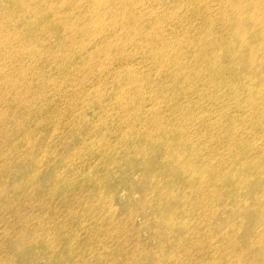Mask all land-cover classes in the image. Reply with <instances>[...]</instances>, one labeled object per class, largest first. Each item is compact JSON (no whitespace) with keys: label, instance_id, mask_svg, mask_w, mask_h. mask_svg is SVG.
Returning a JSON list of instances; mask_svg holds the SVG:
<instances>
[{"label":"rangeland","instance_id":"rangeland-1","mask_svg":"<svg viewBox=\"0 0 264 264\" xmlns=\"http://www.w3.org/2000/svg\"><path fill=\"white\" fill-rule=\"evenodd\" d=\"M126 1L138 3L142 16L140 24L145 33L133 35L128 42L124 38L126 29L104 24L101 33L112 37L101 43L96 35L91 41L81 43V46L88 47L82 49L74 66L68 68V79L59 82V71L48 66L45 73L51 84L58 86V90L49 94L54 107L64 108L68 97L80 90H84L89 98L94 99L93 96L99 93L102 98L108 97L112 89L103 79L79 81L86 73L88 60L95 57L103 66V73L109 75L110 64L118 66L120 63L119 57H112L119 52H131L134 63L139 62L138 67L146 68L143 73H148L153 84V87L136 86L145 105L143 118L149 117L154 110L160 112L169 124L171 134L178 140V137L188 138L191 141L187 145L189 149L198 148L196 164L205 163V171L199 172L198 181L202 183L218 171L228 173L236 159H240L236 155L238 146L231 147L224 142L229 133L232 134V144L250 145L247 162L261 160L264 156V133L253 129L249 113L235 111V104L228 98V110L220 111L221 101L213 95L217 89L206 76L209 69L205 67V61H213L214 56H206L202 52L193 58L200 72L193 82L201 87L207 79V86L201 95L186 92L188 96H185L183 92L190 87L183 80L170 79L166 65L159 61L160 56L153 57L149 53L150 46L156 44L155 40H165L172 35L175 39L170 43L169 57L182 53L192 58L194 53L187 43L201 28H213L215 41L226 31L227 25L221 17L222 8L232 17H242L233 4L226 0H193L200 3L196 6L185 3L181 8H174L173 2L177 0H161L159 4L153 0ZM6 5L7 0H0V38H10L18 44L19 40L12 33L15 19L1 20L7 11ZM92 8L85 4L79 12L86 14ZM170 13L172 16L154 24L158 17ZM204 14L212 18V24H207ZM101 19L102 23L107 21L105 13ZM155 32L156 36L150 37ZM147 36L149 39L143 41ZM24 39L36 52L25 54L21 64L26 66L35 60L43 64L41 47L34 36L28 33ZM106 46L114 51L106 53ZM14 62L13 58L0 60V64L3 63L0 68H3V75L10 74L20 79L11 91L20 90L22 96L24 85L36 82L26 74L27 78H21V71L13 70ZM245 70L264 79L261 60L253 65L252 72ZM94 76L95 73L88 75ZM241 82L245 87L251 83L244 78ZM159 90H165L167 94H161ZM247 95L243 91L240 101L245 102ZM33 96V92L25 95L24 101L34 115L31 117H36L40 104ZM106 98L101 106L96 101H77L76 111H65L61 118L66 124L50 137L38 129L33 120L25 121L20 110L9 109L11 113L5 116V122H0V264H264V211L261 207L264 206V183L246 191L238 200L226 198L222 195L223 190L217 194L207 188V199H212L220 209L218 214L213 213L207 205L195 200L187 182L183 181L178 186L168 178L176 172L182 175L188 168L179 173L175 165L155 166L153 150L140 149L135 145V141L138 143V130L134 133L136 128L149 141L164 140L162 136L133 126L132 131L125 128L114 137L119 130L115 121L120 110L106 103ZM195 99H200V102L194 103ZM176 102L178 108H173ZM192 110L195 111L191 114ZM227 113L236 116L234 131L232 124L224 119ZM87 119H92L90 133L84 132ZM259 121L264 124V116H259ZM203 122L210 124L209 128L217 126L216 135L209 133V128L203 134ZM26 131L31 132L35 141L33 145L25 141ZM4 134L9 137L5 138ZM101 138H129L131 142L128 145L124 141H114L106 148L96 145ZM43 141L49 143V151H46V146L42 149ZM10 145L16 148L6 154L4 148ZM109 149L114 155L112 163H107L103 156ZM30 157L40 160L34 173H30L27 164ZM129 157V162L123 159ZM220 158L224 160L225 167L219 170L224 165ZM71 173L74 174L72 182L58 184L59 174L67 179ZM192 215L200 220L198 225L190 221ZM74 220L82 221L83 225L77 234L78 239L64 241L60 235L61 225L68 222L72 226ZM51 241L55 248L51 247Z\"/></svg>","mask_w":264,"mask_h":264},{"label":"bare ground","instance_id":"bare-ground-1","mask_svg":"<svg viewBox=\"0 0 264 264\" xmlns=\"http://www.w3.org/2000/svg\"><path fill=\"white\" fill-rule=\"evenodd\" d=\"M95 1V2H94ZM156 4L161 3V0H153ZM233 4L235 9L242 15V17H232L228 11L221 9V17L226 23V31L221 34L218 41H215L216 33L213 28L206 27L196 33V37L189 40L187 43L188 48L194 53L192 58L186 57L182 53H176L174 57H169L170 43L175 39V36H170L165 40H155V45L150 46L149 53L151 56H160L159 61L166 65V74L173 81L183 80L190 88L183 92V95L188 96L187 93H193L201 95V91L207 86V79L202 83L201 87H197L193 80L197 79L200 73L198 66L193 58L203 53L206 56H214V60H206L205 67L206 76L214 84L217 91L213 92V95L217 97L216 100L221 101L222 110H228L226 107L229 105L228 100L235 104V111L242 112L247 111L249 113V121L253 125V129H258L260 133H264V124L259 121V116H264V79L257 78L255 75H251L246 72L245 69L253 71V65L258 60L262 61L264 65V0H226ZM206 2V1H205ZM174 8H181L185 3H192L194 6L200 2H193V0H177L174 1ZM87 4L93 7L88 13L81 14L79 9ZM206 4V3H205ZM199 6H202L200 4ZM211 7V6H210ZM6 13L2 16L3 21L8 22L15 19L14 27H12L13 37L19 40L18 44H15L13 39L1 37L0 38V60L6 61L14 59L13 70L21 71V78H27L35 81L24 85L23 94L21 96L20 90L11 91L12 87L20 79L13 78L12 75L2 74L3 68H0V92H1V108H0V122H5L4 118L9 115V109L20 110L24 114V120H33L35 126L38 129L44 131L47 137H50L55 130L61 128L66 122H63L61 118L64 112L76 111V103L79 100L96 101L100 106L103 105L105 98H102V94L94 95V99L80 90L77 94L70 95L64 108L54 107L49 94L53 90H58V86L51 84L50 79L47 77L45 70L47 67H51L53 70H58L61 80L68 79L70 75L69 67L74 66V61L81 56V52L85 47L80 44L83 42L91 41L93 36H99L101 43H106L112 36L109 34L101 33L102 26L104 24H111L112 27L124 28L125 41H130L133 35L145 33L141 22V12L138 3L129 4L126 0H7ZM107 16V21L102 23L101 16ZM170 13L163 17H158L155 23H161L162 18H168L172 16ZM207 24H212L213 20L210 16L204 14ZM247 26V28H246ZM160 28H158L159 30ZM114 30V29H113ZM194 31V30H193ZM31 33L34 36L36 43H39L41 47V58L43 64L31 62L29 65H22L21 61L25 54H33L36 52L35 48L30 49L27 44V40L24 39L25 35ZM156 36L154 35L150 37ZM105 37V38H104ZM104 38V39H103ZM54 39V40H50ZM149 39L147 36L143 41ZM2 41V42H1ZM88 47V45H87ZM86 47V48H87ZM73 50L71 51V49ZM83 49V50H82ZM106 53H112L114 50L110 46L104 47ZM119 57L120 63L118 66H111L108 70L111 72L109 75L104 74L103 66L95 57L90 58L88 61L87 70L83 78L79 81L89 80L93 81L103 79L105 84H110L112 92L106 98V103L119 107L118 117L115 121L117 126V132L114 137H117L125 128L132 131L133 126H138L144 129V132L152 130L155 134H158L164 138V140H147L141 136L143 132H140L138 128L137 138L138 143L135 141V145H138L140 149H152L154 153L155 166L163 167L164 165L176 166L178 172L185 171L182 175L175 173L168 175L171 183H178V186L183 182H187V188L192 191L195 200L200 201L202 205H207L210 211L218 214V206L212 199H207L205 195L206 189H210L213 193H220L224 191L223 196L226 198L239 199L240 195L246 191L255 189L260 183H264V156L261 160H255L252 163L247 162V156L251 151L248 143H231L232 134L229 133L224 142L229 146L237 145L236 155L240 159H236L234 165L230 168V171L226 174L218 171L209 176L210 179H206L201 183L198 181V174L200 171L204 173L205 163L196 164V152L198 148L189 149L188 144L191 141L188 138L178 137L171 134L172 130L169 124L163 120L160 112L153 111L149 117H144L145 105L143 98L140 96V86H150L153 84L145 72L146 68L138 67L139 62L134 63V56L130 52H119L112 58ZM115 60V59H114ZM87 61V62H88ZM223 62V63H222ZM226 65H225V64ZM38 64L39 66H37ZM3 63L0 64V67ZM33 65V66H32ZM28 68V69H27ZM89 73H95V76L88 77ZM143 73V74H142ZM248 79L251 83L245 87L241 79ZM78 79V77H77ZM136 86H139L136 88ZM111 91V90H110ZM243 91L247 92L245 102L240 101V96ZM34 93L33 99L40 104L39 113L35 115L31 114L27 107L24 96ZM161 94H167L165 90L158 91ZM187 92V93H186ZM89 98V99H88ZM174 97H168L173 99ZM91 102V103H92ZM194 103H199L200 99H195ZM90 103V104H91ZM173 108H178V104L172 105ZM144 108V109H143ZM195 110L191 111V114ZM196 116H199L195 114ZM235 115L229 113L224 115V119L228 123L232 124V130L235 126ZM238 118V116H237ZM239 119V118H238ZM86 129L84 132L90 133L92 119H87ZM217 121V120H216ZM25 125V122L23 123ZM210 124L203 122L202 133L204 134L209 128ZM13 127V126H12ZM217 126H213L208 129V132L216 135ZM177 135L176 131H174ZM181 132V131H180ZM5 138L9 135L4 134ZM24 139L28 144L33 145L35 141L32 139L30 131L24 133ZM114 141H124L125 144L131 142L129 138H119L108 140L101 138L96 145L105 146L109 148ZM239 144V145H238ZM46 146V151L51 148L47 141H43L42 149ZM16 146H5L6 154L15 149ZM94 148V147H93ZM93 148L91 151H93ZM112 149V148H111ZM109 149L104 151V160L107 163H112L114 155ZM255 150V149H254ZM264 154V153H263ZM74 155V153H73ZM72 157V156H71ZM70 157V158H71ZM126 162H129L131 158H123ZM74 161V159H71ZM222 162L224 160L220 158ZM38 158L30 157L27 160L30 173H34L39 164ZM208 162V161H207ZM195 163V165H194ZM227 163V162H226ZM240 164V167H237ZM224 165L219 168L222 169ZM190 171V173H189ZM221 173L220 175H218ZM74 174L68 175L67 179H64L63 174H59L57 180L58 184L72 182ZM175 191L174 189H172ZM55 192V189H51ZM264 204V203H263ZM264 211V206H261ZM220 210V209H219ZM224 215V214H223ZM222 215V217H223ZM218 217L222 218L218 215ZM190 221L199 224V219L192 215ZM82 221H72V226H69L68 222L62 224L60 235L64 241H76L80 230H82ZM200 228H198L199 230ZM43 239V238H42ZM46 241L45 239H43ZM51 247L55 248L56 245L51 241ZM71 256V250L69 251ZM59 256V255H58Z\"/></svg>","mask_w":264,"mask_h":264}]
</instances>
